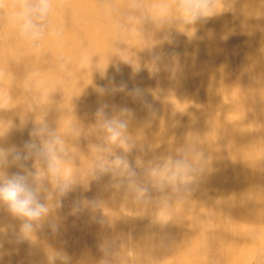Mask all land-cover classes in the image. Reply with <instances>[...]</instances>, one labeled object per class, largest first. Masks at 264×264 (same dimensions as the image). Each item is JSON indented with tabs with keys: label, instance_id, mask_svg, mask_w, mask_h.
<instances>
[{
	"label": "bare ground",
	"instance_id": "6f19581e",
	"mask_svg": "<svg viewBox=\"0 0 264 264\" xmlns=\"http://www.w3.org/2000/svg\"><path fill=\"white\" fill-rule=\"evenodd\" d=\"M96 1L74 0L69 2L67 0H52L53 14L50 16L49 21L52 31H59L61 37L57 39L50 34H46L43 39L42 47L52 55L49 63H44L42 56L35 52L33 45L22 38L17 29L8 22L7 9L2 11V20L8 31L5 32L3 38H0V122H2L0 135L3 137L8 136L11 139L6 143V146L1 147L0 145V148L22 150L23 144L21 141H25L26 133L32 130L25 124L24 119L26 116L31 115L35 118L38 117V113H35L36 111L34 112L29 107L30 102H45L56 109L57 102L52 100L54 97L51 98L50 96V93H52L51 85L61 78L66 79L68 85L76 93L88 96L94 102L103 100L105 92L108 94L109 92L111 94L116 93L113 91L114 86L107 85V68L99 70L98 77L94 74L91 75L87 70L89 67H96L99 61L102 60L97 51H99V47L107 44L105 29L108 23L111 20L113 21V14L107 11V5L105 4V7L98 6ZM105 1L114 2L120 8L133 7L135 2L134 0ZM147 1L153 2L146 7L147 14L151 19L149 20L155 22L153 24L157 27L159 26V33H162L164 36L162 39H165V42V37L173 42L172 49L166 54L164 53L165 47L162 46L163 43L152 40L154 38H151V36H149L150 39L147 37L149 44L154 46L153 50H159L157 52L160 53V58L164 57L165 59V55L171 53L173 62L168 68L165 69L164 67L163 69H165V76L171 82H174V88L170 94H167L163 109L158 108L159 113L153 114L148 106H143L141 118L136 122L133 131L131 130L142 148L140 154L134 158L135 163L141 167L138 171L140 173L136 175L134 180L129 181L125 177L124 170L110 165L111 176L101 180L102 186L99 192L100 201L105 210L104 214L112 219L121 220L122 226L119 223L117 224L119 226L117 232L123 236L128 234L130 241L137 243L135 246L137 255L143 251L153 254L156 249L155 243L159 240L147 221L148 217L145 218L137 214V207L149 204L153 214L159 217L158 228L163 235V241L168 232L185 234L187 231L186 222L182 220V216L191 219L195 216L197 210H201L208 205L211 198L216 194L217 181L224 173L215 140L217 138L223 139L229 148L238 155L248 150L253 131L243 127L241 122L243 118L241 117V110L248 103L240 95L241 84L237 81V75L234 76L232 72L228 71L225 63V50L229 46L237 48L238 52L245 57L243 62H247L246 64L250 67L257 68L260 76L264 79V2H260L261 0H218L217 6L220 12L215 16L217 22L215 25L211 24L212 27H209L211 29L208 28V31H206V27L210 24L207 21L198 22L195 25L185 24L182 21L176 11L177 0ZM232 1L238 3H236L237 6L234 9H231L230 14L226 12V6L228 2ZM12 2L14 0H7L9 5ZM228 5L231 6L232 4ZM160 6H167L169 11L161 14L158 11ZM231 7L228 6L227 8ZM66 14H69L70 20L68 22L70 26L68 25V27L65 24V20L68 19V17L67 19L65 17ZM235 19L238 21L236 22ZM81 25H85L84 30L78 34ZM233 25H237L239 28L237 32L240 37L238 39L234 37L235 35L233 36V32L231 33ZM203 29L206 31L205 36L202 35ZM191 42L193 45L190 46ZM94 43L99 47L93 45ZM238 52H234V58ZM239 53L238 55H240ZM188 56L199 63L201 70L197 78L191 71V63L184 61ZM161 63L164 65L163 62ZM138 64H141L140 61ZM240 72L242 73V71ZM193 75L200 82L201 95L205 96L209 102L212 111L210 117L202 115L203 113L198 112V109V111H194L191 105L192 102L182 101L181 97L183 96H179L183 91L182 88H185L184 85L193 82ZM32 83L40 88L39 92L31 94L29 85ZM147 86L149 89V85ZM114 110L113 107L107 106L105 111L115 113ZM174 113L182 114L181 124L184 133L182 131L178 133L171 132L169 127ZM121 115V118L128 121L127 123L132 119L128 111L123 112ZM61 126L63 130L58 132L57 137L62 142L59 147L62 149L60 155L63 166H65L79 160L81 156L73 138L75 134L72 133L71 123L62 117ZM44 138H48L46 132ZM178 158L187 160L195 170L192 173V182L186 187L180 185L179 188H176L171 184L160 187L155 181L150 183V179L147 180L151 177L152 169L159 167L169 159ZM24 165V168L18 167L10 156L8 166L0 169V174H11L17 171L24 173L40 172L41 177L37 181V187L39 188L41 202L43 203L47 199L51 200L53 192L47 177L49 173L46 174V171L42 169L30 170L25 163ZM74 168L77 167L74 166ZM30 179L32 178L30 177ZM146 185L149 188L152 187L155 196H162L163 198L159 202L157 200L149 201L148 194H141L138 191ZM50 203V201L44 203L49 211L40 222L36 223L34 231L27 234V239L33 238L37 233L50 235L54 234L57 229L62 231L61 227L58 226V222L56 224V221H52L53 209ZM5 209H7L6 206L0 205V239L4 243L8 236L5 229L6 222H4L6 217L4 218L5 215L2 214ZM16 222L17 220L13 221V223ZM125 239L128 240V238ZM39 245H41L40 247L46 256L54 258V264H93L89 259L68 261L65 247L56 246L50 240L39 241ZM15 251L20 250L15 246L8 245V243L0 244V263L19 264L12 259L14 253H16ZM187 253L186 250L182 252L183 255ZM123 255L124 252H121V256Z\"/></svg>",
	"mask_w": 264,
	"mask_h": 264
},
{
	"label": "rangeland",
	"instance_id": "374dc122",
	"mask_svg": "<svg viewBox=\"0 0 264 264\" xmlns=\"http://www.w3.org/2000/svg\"><path fill=\"white\" fill-rule=\"evenodd\" d=\"M134 1L136 8L134 5L133 7L120 8L114 2L96 1L98 6L107 5V11L113 14V21L111 20L112 22L110 21L108 25L105 24V26L107 25L105 29L107 46L99 47L97 45L99 47L97 54L101 56L99 57L102 60L96 66L97 69L89 67L87 70L91 75L94 74L98 77L100 71L107 68V85L115 87H113L115 94H111L109 91V94L105 92L103 100L94 102L90 97L76 93L68 85L67 80L61 78L51 85L50 96L54 97L52 100L57 102L56 109L45 102L31 101L29 104V107L38 113V117L26 116L24 122L29 126L28 128L33 130L46 127L48 136L52 134L57 137L58 132L63 130L61 119L62 117L66 118L71 123L72 133L75 134L73 138L81 158L63 166L69 172L68 188L63 193L60 191V185L65 182L63 175L56 178L47 174V166L41 158L33 156L24 161L30 170L42 169L46 171L53 196L51 200H44L43 203L51 202L52 221H56V224L58 222L62 231L57 229L54 234L37 233L31 239L21 238L19 234L21 221L14 217L8 209L3 210L2 214L4 213V218H7L4 222H6L5 229L8 233L5 243L20 250L15 251L12 259L19 264H54V258L46 256L39 245V241L43 242L44 239H47L51 243H55L56 246H64L67 260L71 262L89 259L93 264H264V79L260 76L257 68L250 67L246 64L247 62H243L245 57L238 52L237 48L229 46L225 50V63L228 71L232 72L234 76L237 75V81L241 84L240 95L248 103L241 110V117H243L241 122L243 127L253 131L249 142V151L238 155L229 148L223 139L215 140L224 173L217 181L216 194L208 205L197 210L191 219L182 216V220L186 222V233L168 232L163 241V235L158 228L159 217L153 214L149 204L140 205L137 207V214L145 218L148 217L147 221L159 240L155 243L156 249L153 254L143 251L144 253L137 255L135 249L137 243L131 242L128 234L123 236L117 232L119 227L117 224L121 225V220L112 219L104 214L105 210L100 201L99 192L102 186L101 180L109 178L111 172H102L101 165H106L107 168L110 165L115 166L113 161L116 157H121L129 165V170L134 173V175H130L129 171H125V177L129 181L135 179L136 175L140 173L138 171L141 167L135 163L134 158L140 154L142 148L132 131L136 127V122L141 118L143 106H148L153 114L159 113L167 100V94H170L174 88V82H171L164 73V70L173 62L171 53L165 55V59L164 57L160 58V53L157 52L159 50H153L154 46H151L148 40L151 36L154 38L152 40L163 43L164 53L172 49L173 42L168 37H165V42V39H162L164 36L159 33V26L157 27L153 24L155 22L150 21L146 7L153 2ZM236 3L238 2H228L226 12L231 14L230 11L237 6ZM228 4H232V7ZM228 6L231 8H227ZM1 13L2 11H0V38H3L8 29L2 20ZM68 15H65L66 19ZM65 21L66 26H70L68 24L69 17ZM207 22L210 24L206 27V31L213 24L215 25L217 20L213 17ZM84 26H79L78 34L84 30ZM233 26L231 33L233 32V36L235 35L234 37L238 39L240 37L237 32L239 28L237 25ZM203 30L202 35L205 36L206 31ZM50 32H52V27L49 21L46 34ZM43 39L38 46H33V48L36 53L42 56L44 63H49L52 55L42 47ZM91 41L93 40L91 39ZM93 45L96 46L95 43ZM234 52L240 54H236V59L233 57ZM166 57L169 58L166 59ZM162 59L164 60L162 61ZM186 59L184 61L191 63V71L197 78L201 70L199 63L189 56ZM139 61L141 64H138ZM164 67L165 69H163ZM196 78L192 79V83L189 82L190 85L186 83L185 88L181 87L183 91L179 96H183L181 97L182 101L192 102L194 111L199 110L198 112L203 113L202 115L210 117L211 107L205 96L201 95L200 82ZM147 85H149V89ZM171 86L173 87L171 88ZM29 91L31 94H35L40 91V88L32 83L29 85ZM107 106L113 107L115 113L105 111ZM101 108L108 118L124 120L121 118V114L125 109L131 114V121L129 123L126 121L128 125L126 131H124L121 140L115 144L107 139V133L103 128V118L97 115ZM173 116L169 127L171 132H183L182 114L174 113ZM1 125L2 122H0ZM30 133L28 131L25 141H21L22 150L25 142L30 140H35L38 144L42 142L40 137L34 138L30 136ZM1 136L0 145L3 147L11 138L8 136H2V138ZM15 165H17L16 162ZM15 167L17 168V166ZM75 169H78L77 172ZM152 178L151 176L147 180L150 179L149 182L153 183L155 180ZM146 186L141 188L146 189ZM147 187L143 194L149 195H147L150 197L149 201L157 200L159 202L163 198L155 196L152 187H150L151 189L149 186ZM12 219L17 222L13 223ZM125 238H128L129 241ZM5 243L0 239V244ZM185 250L188 253L183 255L182 252ZM121 252H124V257L121 256Z\"/></svg>",
	"mask_w": 264,
	"mask_h": 264
},
{
	"label": "clouds",
	"instance_id": "9594fccd",
	"mask_svg": "<svg viewBox=\"0 0 264 264\" xmlns=\"http://www.w3.org/2000/svg\"><path fill=\"white\" fill-rule=\"evenodd\" d=\"M218 0H177L176 11L185 24L195 25L198 22L207 21L219 14L220 9L217 6ZM7 9L8 22L17 29L19 35L33 46H38L45 37L49 28V19L53 14L52 0H14L10 5L7 0H0V11ZM111 11V10H109ZM158 11L161 14L167 13V6H160ZM59 39L61 33L52 31L48 33ZM83 58V57H82ZM101 91H103L101 89ZM127 112V110H123ZM97 115L103 118V128L107 133V139L115 144L121 140V137L127 129L126 121L122 119L108 118L103 108ZM48 130L46 127L34 128L30 136L40 137L41 143L30 140L24 144L23 150L12 148H0V169L6 168L11 160L17 163V166L24 168V161L30 157L43 159L47 166V172L53 177H65V182L60 185V191L63 193L68 188L67 177L69 172L63 167L62 149L59 145L62 143L59 137L49 134L44 138V133ZM117 168L129 171V165L121 157H116L113 161ZM102 172L110 171L109 168L101 165ZM193 166L184 158L169 159L164 164L152 169L151 176L160 187L169 184L179 188L185 187L192 182L194 172ZM30 177L32 179H30ZM40 172H14L11 174H0V205L6 206L8 211L20 223L19 234L21 238L34 231L36 223L40 222L48 213L49 209L41 202L37 181L40 180ZM138 191L143 194L146 189L140 188Z\"/></svg>",
	"mask_w": 264,
	"mask_h": 264
}]
</instances>
